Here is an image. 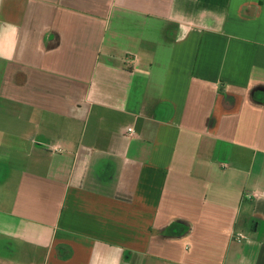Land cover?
I'll use <instances>...</instances> for the list:
<instances>
[{"label":"crops","instance_id":"crops-1","mask_svg":"<svg viewBox=\"0 0 264 264\" xmlns=\"http://www.w3.org/2000/svg\"><path fill=\"white\" fill-rule=\"evenodd\" d=\"M0 264H264V0H0Z\"/></svg>","mask_w":264,"mask_h":264},{"label":"built area","instance_id":"built-area-1","mask_svg":"<svg viewBox=\"0 0 264 264\" xmlns=\"http://www.w3.org/2000/svg\"><path fill=\"white\" fill-rule=\"evenodd\" d=\"M129 132L132 134V130L130 129ZM243 239V236L242 234H237L236 237H235V240L236 241H241Z\"/></svg>","mask_w":264,"mask_h":264}]
</instances>
